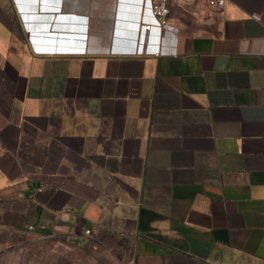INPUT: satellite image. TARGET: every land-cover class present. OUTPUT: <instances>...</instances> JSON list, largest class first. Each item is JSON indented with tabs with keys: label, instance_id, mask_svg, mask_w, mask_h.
I'll list each match as a JSON object with an SVG mask.
<instances>
[{
	"label": "crops",
	"instance_id": "0c3cea01",
	"mask_svg": "<svg viewBox=\"0 0 264 264\" xmlns=\"http://www.w3.org/2000/svg\"><path fill=\"white\" fill-rule=\"evenodd\" d=\"M169 2L0 0V257L264 264V0Z\"/></svg>",
	"mask_w": 264,
	"mask_h": 264
},
{
	"label": "rangeland",
	"instance_id": "374dc122",
	"mask_svg": "<svg viewBox=\"0 0 264 264\" xmlns=\"http://www.w3.org/2000/svg\"><path fill=\"white\" fill-rule=\"evenodd\" d=\"M0 264H118L94 238L69 243L61 237L25 236L12 240Z\"/></svg>",
	"mask_w": 264,
	"mask_h": 264
},
{
	"label": "built area",
	"instance_id": "2783aa9c",
	"mask_svg": "<svg viewBox=\"0 0 264 264\" xmlns=\"http://www.w3.org/2000/svg\"><path fill=\"white\" fill-rule=\"evenodd\" d=\"M229 0H206L208 6L217 11H223ZM151 12L152 16L161 28L168 26L170 22V2L169 0H151ZM254 19L260 20V16L253 15ZM30 229H33L32 227ZM94 231L92 229H86L81 235L71 234L62 236L65 241L69 243H80L84 240L93 239ZM120 264V263H118Z\"/></svg>",
	"mask_w": 264,
	"mask_h": 264
}]
</instances>
